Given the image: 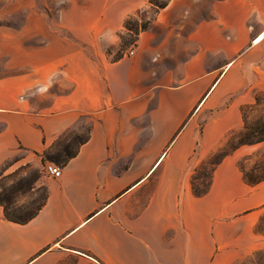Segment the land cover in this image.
<instances>
[{"label": "crops", "instance_id": "crops-1", "mask_svg": "<svg viewBox=\"0 0 264 264\" xmlns=\"http://www.w3.org/2000/svg\"><path fill=\"white\" fill-rule=\"evenodd\" d=\"M146 1L84 0L69 22L36 12L38 25L1 40L0 168L83 118L88 139L31 220L0 206V264H236L250 252L264 180H244L241 149L204 194L191 174L264 94V0H167L133 53L111 59Z\"/></svg>", "mask_w": 264, "mask_h": 264}, {"label": "rangeland", "instance_id": "rangeland-1", "mask_svg": "<svg viewBox=\"0 0 264 264\" xmlns=\"http://www.w3.org/2000/svg\"><path fill=\"white\" fill-rule=\"evenodd\" d=\"M84 0H0V46L1 40L6 36V31L25 26L27 30L40 23L39 18H33L42 13L54 22H69L81 13V4ZM151 1L152 3H149ZM167 0H147L144 7L137 10L130 23L141 24L152 20L157 6ZM130 34H126L124 28L118 34V50L112 53L111 59L128 53L131 45L128 40ZM264 106V104H263ZM262 105L247 114L248 121L257 117L264 119V107ZM263 107V109H262ZM202 119L199 120L201 124ZM88 120L83 118L79 129L65 133L56 141L54 147L46 150L43 155L28 154L27 160L17 157L0 168V187L8 191V205L11 207H32L40 202L46 191V182L50 178L44 172L46 163H54L61 167V161L75 150L78 142L85 136ZM242 129L228 133L224 144L215 152L209 154L192 169L191 181L197 189L204 188L213 169V164L220 161L225 155L235 149H241L239 168L254 176H264V141L254 144L238 143L237 133ZM10 174L9 176H6ZM6 176V177H4ZM256 220L253 226V243L250 252L241 258L236 264H264V206L256 212Z\"/></svg>", "mask_w": 264, "mask_h": 264}, {"label": "trees", "instance_id": "trees-1", "mask_svg": "<svg viewBox=\"0 0 264 264\" xmlns=\"http://www.w3.org/2000/svg\"><path fill=\"white\" fill-rule=\"evenodd\" d=\"M149 3H152L151 1H148ZM167 2H163L160 5L157 6V8H162L166 5ZM134 14L129 15L124 23H123V28L126 32V34H130V38L128 40L129 45H133L136 41V38L139 34L140 31L145 30L150 23V20H147L145 22H142L141 24L137 23H130V19L133 17ZM120 57V55H119ZM264 104V94H256L254 98V103L251 105H246L241 108V114H242V129L237 133V138H238V143L240 145L243 144H254L258 143L261 141H264V119L262 117H257L256 120L253 121H248L247 114L251 111H256L261 105L263 106ZM264 107V106H263ZM262 107V109H263ZM88 139V132L86 131L85 136L78 142L77 147L85 142ZM77 147L73 152H71L67 158H65L63 161H61V166L64 165L71 157H73L76 154ZM46 151H43L41 155L45 154ZM219 161L215 162L213 164L214 166L218 163ZM243 174L244 180L248 184H255L257 182L263 181L264 176H254L249 173L244 172L241 170ZM10 174H7L6 176H9ZM1 176V174H0ZM4 176V177H6ZM211 177V176H210ZM210 184V179L208 182L204 185V188L202 189H197L194 184L191 181V188L193 192L196 195H201L204 194L209 187ZM46 191L40 202H37L34 206H21V207H11L8 205L7 200L9 198L8 191L5 190L4 188L0 187V206L2 207V213L4 219L7 221L13 222V223H18V224H24L31 220L37 213L38 211L42 208V206L45 203L46 200Z\"/></svg>", "mask_w": 264, "mask_h": 264}, {"label": "built area", "instance_id": "built-area-1", "mask_svg": "<svg viewBox=\"0 0 264 264\" xmlns=\"http://www.w3.org/2000/svg\"><path fill=\"white\" fill-rule=\"evenodd\" d=\"M129 54L133 53V50L128 51ZM44 172L50 177H59L61 175V168L54 163H46L44 165Z\"/></svg>", "mask_w": 264, "mask_h": 264}, {"label": "bare ground", "instance_id": "bare-ground-1", "mask_svg": "<svg viewBox=\"0 0 264 264\" xmlns=\"http://www.w3.org/2000/svg\"><path fill=\"white\" fill-rule=\"evenodd\" d=\"M261 37V36H260Z\"/></svg>", "mask_w": 264, "mask_h": 264}]
</instances>
